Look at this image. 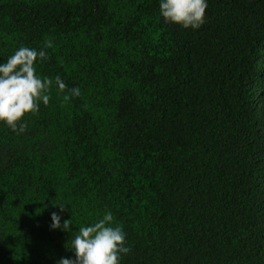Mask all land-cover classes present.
<instances>
[{"label": "trees", "instance_id": "trees-1", "mask_svg": "<svg viewBox=\"0 0 264 264\" xmlns=\"http://www.w3.org/2000/svg\"><path fill=\"white\" fill-rule=\"evenodd\" d=\"M53 46L28 129L0 123V264L75 258L111 211L120 264H264V0H208L198 30L160 0H0V62ZM63 223V220H62Z\"/></svg>", "mask_w": 264, "mask_h": 264}, {"label": "clouds", "instance_id": "clouds-1", "mask_svg": "<svg viewBox=\"0 0 264 264\" xmlns=\"http://www.w3.org/2000/svg\"><path fill=\"white\" fill-rule=\"evenodd\" d=\"M207 8L208 0H160V15L164 21L185 29H200L205 23ZM52 46L51 40L45 41L40 49L21 46L0 62V123L18 135L28 129L26 115L38 113L41 103L47 106L54 88L68 93L65 101L81 95L79 87L69 90L59 75L53 79L37 71L38 64L49 58L46 50ZM54 206L59 207V213H52L50 228L71 233L67 247L75 257L62 258L58 264H120L122 254L130 251L126 246L127 234L111 211H106L96 222L79 227L73 236L72 219L64 220L61 215L66 205Z\"/></svg>", "mask_w": 264, "mask_h": 264}]
</instances>
